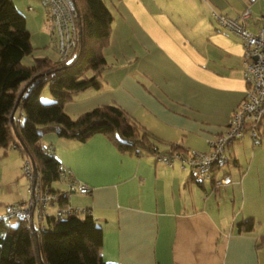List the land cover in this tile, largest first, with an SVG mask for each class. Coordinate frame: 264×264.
Masks as SVG:
<instances>
[{
    "label": "crops",
    "instance_id": "0c3cea01",
    "mask_svg": "<svg viewBox=\"0 0 264 264\" xmlns=\"http://www.w3.org/2000/svg\"><path fill=\"white\" fill-rule=\"evenodd\" d=\"M104 1L112 21L101 85L76 93L64 110L74 118L116 104L159 139V151L169 144L209 151L208 141L225 131L246 89L243 46L213 12L236 18L249 6L247 28L255 33L264 0ZM41 100L52 97L43 94ZM11 117L22 123L21 108ZM260 131L255 145L245 135L229 147L235 160L227 168L231 182L217 189L188 180L190 171L178 159L167 164L160 154L122 153L101 134L80 142L43 129L41 144L71 178L90 188L85 195L68 191V179L60 175L51 184L68 193L70 206L88 209L101 227L105 262L264 264V246L256 247L264 239V123ZM11 181L0 185V215L7 205L29 199ZM58 207L50 204L48 214ZM45 218L33 219L35 230ZM246 219L253 220V229L238 232L236 225Z\"/></svg>",
    "mask_w": 264,
    "mask_h": 264
},
{
    "label": "trees",
    "instance_id": "16d2710c",
    "mask_svg": "<svg viewBox=\"0 0 264 264\" xmlns=\"http://www.w3.org/2000/svg\"><path fill=\"white\" fill-rule=\"evenodd\" d=\"M73 1L78 12V37L68 58L36 57L33 65L26 66L22 59L32 51L26 18L12 0H0V148L5 152L14 148L21 157H28L40 175L43 191L54 194L60 207L69 205L68 193L51 188L59 178L61 165L42 146L43 129L80 142L101 134L122 153L184 156L187 152L173 144L159 151V139L116 104L97 106L74 118L64 110L76 93L100 87L107 67L103 49L109 42L112 21L104 0ZM46 84L52 96L49 103H43L40 97ZM23 88L18 107L24 119L19 123L11 113ZM261 136L260 131L257 142ZM227 163L235 164L234 158L230 156ZM188 180L203 185L191 171ZM14 217H18L15 224L9 216L0 215V264H113L101 256L103 232L89 213L62 217L48 214L39 230L27 227L20 216ZM253 226V220L246 219L236 228L248 232ZM261 246L264 239L256 244Z\"/></svg>",
    "mask_w": 264,
    "mask_h": 264
},
{
    "label": "built area",
    "instance_id": "2783aa9c",
    "mask_svg": "<svg viewBox=\"0 0 264 264\" xmlns=\"http://www.w3.org/2000/svg\"><path fill=\"white\" fill-rule=\"evenodd\" d=\"M47 7L46 15L50 22L52 41L55 44L59 61L66 60L78 37L77 8L73 0H42ZM248 5L256 0H245ZM30 9V8H29ZM251 14L246 6L236 18H231L213 12L214 19L227 31L238 36L243 46V60L245 67L246 89L242 101L233 109L226 129L216 138L210 139V150L187 151L181 154H166L160 158L170 164L173 159H178L183 170H189L201 182H210L214 188L226 186L231 182L228 173L219 174L222 165L230 159L229 147L245 137L257 142L258 133L264 122V17L261 18L255 33L247 28V21ZM21 172L29 182V199L22 204L7 205L4 208L5 216H20L27 227L33 228V219H44L50 204L56 203V196L43 191L40 175L35 171L32 162L25 155L21 157ZM61 178H67L68 191H75L85 195L90 188L76 179L71 178L68 169L61 166ZM89 210L84 207L70 205L58 207L55 217L67 215H85Z\"/></svg>",
    "mask_w": 264,
    "mask_h": 264
},
{
    "label": "rangeland",
    "instance_id": "374dc122",
    "mask_svg": "<svg viewBox=\"0 0 264 264\" xmlns=\"http://www.w3.org/2000/svg\"><path fill=\"white\" fill-rule=\"evenodd\" d=\"M16 8L21 10L26 18V26L30 33L32 51L29 55H26L22 59V64L26 66L33 65L34 58L36 57H48L50 59H58V54L54 42L52 41V34L50 32V22L46 15L47 7L42 0H12ZM30 8V9H29ZM43 94H50L49 85L46 84L43 87L40 97ZM51 95V94H50ZM52 97V96H51ZM42 101V100H41ZM43 103H49V101H42ZM248 138H246L247 140ZM236 143V142H235ZM13 154L15 155L13 158ZM18 151L14 148L7 150L6 154H3V150L0 149V185H7L8 180L11 182H18L17 187L23 191L24 198H29L28 179L21 172V159ZM19 160V161H18ZM231 166L229 163L222 165L223 170L227 171V168ZM16 168V172H15ZM14 171V174L12 172ZM189 171V170H188ZM187 171V172H188ZM55 182V181H54ZM195 185V184H194ZM196 186V185H195ZM3 202V201H2ZM76 207V206H72ZM80 207V206H79ZM52 210V208L48 209ZM11 222L17 221L16 217L11 218Z\"/></svg>",
    "mask_w": 264,
    "mask_h": 264
},
{
    "label": "water",
    "instance_id": "95a60500",
    "mask_svg": "<svg viewBox=\"0 0 264 264\" xmlns=\"http://www.w3.org/2000/svg\"><path fill=\"white\" fill-rule=\"evenodd\" d=\"M24 90H25V88H23L22 91L19 93L18 98H17V103L15 104L12 113H13V112L15 111V109L17 108V106H18V101H19L20 97L22 96ZM35 171H36V170H35Z\"/></svg>",
    "mask_w": 264,
    "mask_h": 264
}]
</instances>
